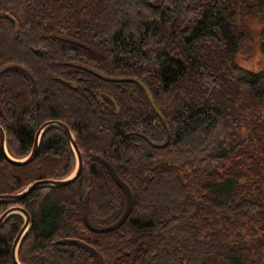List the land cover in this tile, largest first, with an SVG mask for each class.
Returning a JSON list of instances; mask_svg holds the SVG:
<instances>
[{
    "label": "trees",
    "instance_id": "1",
    "mask_svg": "<svg viewBox=\"0 0 264 264\" xmlns=\"http://www.w3.org/2000/svg\"><path fill=\"white\" fill-rule=\"evenodd\" d=\"M248 54V55H247ZM255 56L252 66L245 56ZM259 58L261 62H259ZM0 125L7 154L26 157L37 129L65 122L82 156L77 178L0 200L25 208L20 264H264V0H0ZM97 156L137 196L124 197ZM77 165L58 126L35 158L0 146V194L63 179ZM20 213L0 224V264H13Z\"/></svg>",
    "mask_w": 264,
    "mask_h": 264
},
{
    "label": "water",
    "instance_id": "2",
    "mask_svg": "<svg viewBox=\"0 0 264 264\" xmlns=\"http://www.w3.org/2000/svg\"><path fill=\"white\" fill-rule=\"evenodd\" d=\"M8 70H18L21 73H23L29 79V81L34 82V77L31 74V72L24 65H22L20 63L7 62V63L2 64L0 66V76ZM49 126H58L61 129H63L64 132L66 133V135L69 139V142L71 144V147L75 153L76 160H77V165H76L75 171L71 175H69L68 177L63 178V179L36 180V181L30 183L25 189H23L22 191H20L18 193H2V194H0V200L1 199L19 200V199L23 198L24 196H26L29 192H31L33 189H35L38 186L66 185V184L74 181L77 178V176L79 175L81 168H82V156H81L80 150L77 146V143L75 141V137L73 135L71 128L65 122L57 120V119L45 121L44 123H42L40 125V127L36 131L33 146H32L30 153L22 159H15V158L10 157L7 154L6 147H5V132H4V129L2 128V126L0 125V146H1L2 152L4 153V156L9 161H11L15 164H27V163L31 162L37 154L40 135L43 132V130ZM97 158L105 166V168L108 170L112 180L114 181V183L116 184L118 189L122 192L123 197H124V208H123L121 214L119 215V217L116 218L114 221H112L108 224H95L90 220V218L88 216L87 206L83 205L82 220H83V223L86 226V228L92 232L109 233L111 231L118 229L120 226H122L123 224L126 223L130 213L134 209L135 203L137 201V196L135 193L132 192L130 186L120 177L116 168L107 159H105L101 156H97ZM14 212L20 213L24 218L23 225L19 229V231H18V233H17V235L13 241V244L11 246V258H12L13 264H20L18 259H17V247H18V244L21 241L23 235L25 234V232L27 231V229L30 225L31 217L25 208H23L21 206H13V207L7 209L0 216V224L9 214L14 213ZM56 243L57 244L78 245V246L86 249L89 253H91L93 255V257L97 260L98 264H105L104 258L102 256V254L99 252V250L96 249L93 245H91L89 243H86V242L79 240V239H76V238L59 239L56 241Z\"/></svg>",
    "mask_w": 264,
    "mask_h": 264
},
{
    "label": "rangeland",
    "instance_id": "3",
    "mask_svg": "<svg viewBox=\"0 0 264 264\" xmlns=\"http://www.w3.org/2000/svg\"><path fill=\"white\" fill-rule=\"evenodd\" d=\"M248 55V54H247ZM247 55L245 56V61L247 62L248 65L252 66L254 64L258 63V58L255 56H249L250 58L247 57ZM259 62H261V59L259 58Z\"/></svg>",
    "mask_w": 264,
    "mask_h": 264
}]
</instances>
